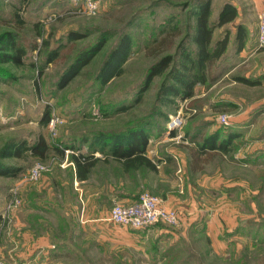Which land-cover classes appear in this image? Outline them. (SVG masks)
Listing matches in <instances>:
<instances>
[{
    "label": "rangeland",
    "instance_id": "374dc122",
    "mask_svg": "<svg viewBox=\"0 0 264 264\" xmlns=\"http://www.w3.org/2000/svg\"><path fill=\"white\" fill-rule=\"evenodd\" d=\"M225 2L237 7L238 22L252 30V50L244 62L210 89L198 85L193 105L199 120L208 117L210 123H217V115L225 112L229 126L238 123L234 127L246 134L247 139L234 142L229 156L231 173L247 181L243 191L246 197H236L233 204L223 206L241 214L240 218L236 215L234 227L224 233L225 224L221 222L222 230L207 228V214L195 222L188 221L186 227L181 220L176 226L159 224L182 231L171 259L161 264H264V83L248 85L231 78H257L264 71V51L256 50L257 17L264 0H210L211 22ZM193 6L194 0H100L99 11L89 15L73 0H0V33L13 32L26 50L22 65L0 64L4 73L0 78V148L16 140L32 144L39 137L54 147L74 132L119 133L139 121L152 108L162 80L161 76L154 77L138 97L146 69L158 57L174 52L193 24ZM173 25L177 26L175 31L171 30ZM71 33L82 37L69 39ZM126 33L131 37V47L122 73L100 84L97 74L102 62L119 36ZM100 39H105L102 48L78 75L58 89L55 83L75 55ZM53 49L57 56L45 63ZM224 60L228 67L242 59H236L234 46H230ZM47 108L50 118L59 119L54 137L48 126L40 123ZM176 108L167 110H172V115ZM160 123L164 125L165 121ZM241 149L249 167L233 165L238 164L235 160L239 159L234 157ZM0 161L20 168L15 177L0 176V261L156 264L149 255L99 236L104 229L119 225L106 220H77L78 205L69 187L71 174L67 169L60 172L62 160L55 150L51 149L43 160L26 152ZM38 163L47 170L36 180H28V170ZM39 242L46 244L43 249Z\"/></svg>",
    "mask_w": 264,
    "mask_h": 264
},
{
    "label": "crops",
    "instance_id": "0c3cea01",
    "mask_svg": "<svg viewBox=\"0 0 264 264\" xmlns=\"http://www.w3.org/2000/svg\"><path fill=\"white\" fill-rule=\"evenodd\" d=\"M212 15L213 11H211L210 18ZM238 24L246 28L244 48L234 55L236 59L242 60L223 73L221 78L228 76L238 64L244 62L246 55L250 56L253 34L252 30L245 23L238 22L237 18L234 22L214 29V39L223 37L227 30L229 51L230 46H234L236 25ZM193 103L190 99L183 100L175 109V114L171 115L172 110L168 111V118L164 125L166 126L171 116L179 114L182 117L180 130L175 128L168 131L166 127L167 133L158 135L152 129L143 154L150 164H145L144 161L139 164L137 160L125 161L115 155L113 144L106 143L107 133L104 131H101L105 133L102 135L103 137L99 136V132L94 134L87 130L74 132L68 138L59 139L64 148L60 172L67 169L71 174L69 187L74 190L73 195L78 205L77 220L83 223L107 221L109 206L114 203L134 202L138 195L146 190L163 198L168 207L178 210L180 216H183L180 219L183 226L188 221L195 222L203 214H207L209 230L215 227L222 230L224 226L219 222L225 224L223 233L234 227L233 221L234 223L238 221L236 215L240 218L241 214L223 206H226L225 203L233 204L235 201L232 199L236 197L245 196L243 191L247 181L231 173L233 169L229 163L232 160L229 156L233 151L234 142L247 136L243 131L234 127L238 123H234L233 127H222L217 120V123H210L208 117L199 120V116L196 114L197 107ZM190 109H196V113L190 114ZM216 130L224 132L219 135L218 142L227 137L225 132L236 133L231 135V144L221 150L201 148L204 138ZM64 141L66 145H64ZM50 147L53 148L51 145ZM120 147L123 148V144ZM120 149L119 151H121ZM79 154L91 155V159L96 162L89 170L83 169L81 176L77 177L71 157ZM246 156L244 149L235 153L234 158L239 160H235L238 164L233 165L249 167L251 164L244 162L245 158H248ZM64 162L65 164H63ZM214 205L221 206L214 207ZM99 236L104 241L113 242L120 247L132 248L146 256L149 255L152 262L161 264L171 259V253L177 249L181 242L182 231L167 229L159 224L141 229L114 226L108 231L104 229ZM45 245L42 242L38 244L42 249Z\"/></svg>",
    "mask_w": 264,
    "mask_h": 264
},
{
    "label": "trees",
    "instance_id": "16d2710c",
    "mask_svg": "<svg viewBox=\"0 0 264 264\" xmlns=\"http://www.w3.org/2000/svg\"><path fill=\"white\" fill-rule=\"evenodd\" d=\"M211 6L210 0H194L192 10L193 24L188 26L185 34L180 38L175 46L173 53H166L156 60L152 61L146 69L145 77L138 93V97L144 92L153 78L161 76L162 80L156 91L155 102L150 111L139 121L128 126L124 131L113 134H106V143L113 144L114 153L120 158L129 160H137L139 164L144 161L145 164L150 162L143 156L146 150V144L152 127L155 133L166 131V126L160 121H166L168 118V108L177 107V100H193L196 97V87L202 86L205 90L210 89L218 82L223 73L229 71L232 64L225 65V56L228 53V32L223 37L213 38L214 29L222 27L228 23L234 22L238 16L237 7L231 2H225L220 8L217 18L214 22L210 21ZM236 37L234 41V55L238 54L244 48V39L246 36L245 26L236 25ZM172 31L177 26H172ZM82 37L74 33L70 34L69 39L75 40ZM215 40V41H213ZM105 39H100L94 45L84 48L75 55L72 62L61 73L56 81V87L61 89L65 87L80 70L87 65L90 60L104 45ZM131 47V37L128 33L119 36L117 43L112 50L106 55L101 64L97 79L100 84L108 83L113 77L119 76L123 70V64L126 62ZM26 50L18 40L17 35L13 32L5 31L0 33V64L11 63L14 65H22ZM57 56V50L53 49L49 52V56L45 63H51ZM44 66H41L42 71ZM3 70L0 69V78L3 77ZM233 80L248 84L258 85L264 83V71L257 78H250L240 75L231 77ZM125 108V107H122ZM120 108V109H122ZM49 109L45 110L43 118L40 120L42 125H47L49 117ZM162 125V126H160ZM173 133V132H171ZM224 133L222 130L207 135L201 143V148L209 149H225L232 142L231 135L236 133L225 132L227 137L220 140L218 137ZM101 134V135H100ZM105 133H100L103 137ZM95 141V140H94ZM58 142L53 148L48 145L44 138L28 144L26 140H16L7 142L0 148V159L20 157L23 153L28 152L41 160L46 159L51 149L60 155L63 154V147ZM123 144V148L120 147ZM119 148H121L119 151ZM91 155H73L71 157L74 163L76 176H81L83 169L89 170L96 162L91 159ZM245 160H249L245 158ZM20 172V168L6 165L0 161V176L15 177Z\"/></svg>",
    "mask_w": 264,
    "mask_h": 264
},
{
    "label": "built area",
    "instance_id": "2783aa9c",
    "mask_svg": "<svg viewBox=\"0 0 264 264\" xmlns=\"http://www.w3.org/2000/svg\"><path fill=\"white\" fill-rule=\"evenodd\" d=\"M74 4L80 6L84 12L89 15H94L99 11L100 0H73ZM257 20V36L256 50L264 51V5L258 13ZM190 114L196 113V109H190ZM218 124L222 127L230 125L229 115L225 112H220L216 118ZM59 119L50 118L47 126L51 135L56 136V127ZM182 125L181 115L173 116L167 122L168 131L179 128ZM47 168L38 163L27 172L28 180H36L42 172ZM107 221L114 224L132 229H140L153 226L155 224H163L167 226H176L180 221L178 210L168 207L163 198L150 194L146 191L141 192L137 199L131 203H118L109 210ZM32 261L11 260L0 261V264H31Z\"/></svg>",
    "mask_w": 264,
    "mask_h": 264
}]
</instances>
